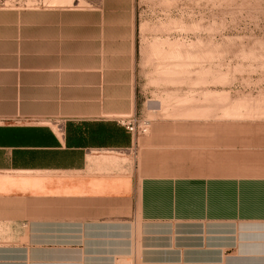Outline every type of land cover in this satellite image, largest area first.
Wrapping results in <instances>:
<instances>
[{"label":"crops","instance_id":"0c3cea01","mask_svg":"<svg viewBox=\"0 0 264 264\" xmlns=\"http://www.w3.org/2000/svg\"><path fill=\"white\" fill-rule=\"evenodd\" d=\"M65 1L60 67L24 68L28 88L15 23L0 35V264H264V141L238 178L186 148L147 152L155 138L125 123L161 103L98 56L95 9Z\"/></svg>","mask_w":264,"mask_h":264},{"label":"rangeland","instance_id":"374dc122","mask_svg":"<svg viewBox=\"0 0 264 264\" xmlns=\"http://www.w3.org/2000/svg\"><path fill=\"white\" fill-rule=\"evenodd\" d=\"M86 1L78 7L95 9L84 23L98 28V56L112 72H135L141 98L161 103L136 116L140 137L155 138L147 152L186 148L214 160L210 175L221 173L216 162L226 178L255 174L264 141V0ZM65 2L0 0V35L15 23L24 88L38 81L24 68L60 67ZM38 83L55 87L56 73Z\"/></svg>","mask_w":264,"mask_h":264},{"label":"built area","instance_id":"2783aa9c","mask_svg":"<svg viewBox=\"0 0 264 264\" xmlns=\"http://www.w3.org/2000/svg\"><path fill=\"white\" fill-rule=\"evenodd\" d=\"M125 125L130 132H137L138 125L136 120L128 121L125 123ZM123 264H130V263H123Z\"/></svg>","mask_w":264,"mask_h":264}]
</instances>
